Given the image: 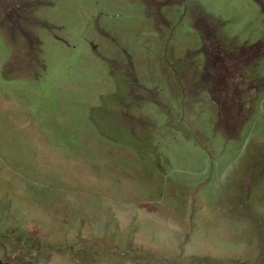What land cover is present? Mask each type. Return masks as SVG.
<instances>
[{
  "label": "rangeland",
  "instance_id": "obj_1",
  "mask_svg": "<svg viewBox=\"0 0 264 264\" xmlns=\"http://www.w3.org/2000/svg\"><path fill=\"white\" fill-rule=\"evenodd\" d=\"M0 264H264V0H0Z\"/></svg>",
  "mask_w": 264,
  "mask_h": 264
},
{
  "label": "flooded vegetation",
  "instance_id": "obj_2",
  "mask_svg": "<svg viewBox=\"0 0 264 264\" xmlns=\"http://www.w3.org/2000/svg\"><path fill=\"white\" fill-rule=\"evenodd\" d=\"M58 40V39H57Z\"/></svg>",
  "mask_w": 264,
  "mask_h": 264
}]
</instances>
